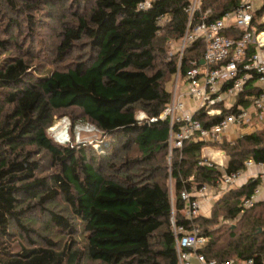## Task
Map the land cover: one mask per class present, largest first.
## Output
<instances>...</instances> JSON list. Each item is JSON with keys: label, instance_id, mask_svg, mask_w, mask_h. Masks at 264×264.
<instances>
[{"label": "trees", "instance_id": "16d2710c", "mask_svg": "<svg viewBox=\"0 0 264 264\" xmlns=\"http://www.w3.org/2000/svg\"><path fill=\"white\" fill-rule=\"evenodd\" d=\"M140 1L0 0V49L10 52L0 62V264H178L172 210L207 237V259L264 263V201L242 205L259 178L220 190L223 173L264 163V128L232 142L187 139L168 152L170 124L160 118L176 72L168 42L182 36L189 0L138 10ZM237 2L203 0L202 9L217 18ZM263 15L264 0L256 32ZM203 50L199 41L185 49L181 75ZM37 54L53 69L32 84L23 78ZM231 110L194 117L209 127ZM64 115L72 127L79 119L98 128L103 152L56 142L47 129ZM206 146L224 151V166L199 163ZM202 185L217 193L209 213L185 220L181 192Z\"/></svg>", "mask_w": 264, "mask_h": 264}, {"label": "built area", "instance_id": "2783aa9c", "mask_svg": "<svg viewBox=\"0 0 264 264\" xmlns=\"http://www.w3.org/2000/svg\"><path fill=\"white\" fill-rule=\"evenodd\" d=\"M154 0H142L137 4L138 10H147ZM262 0H238L236 6L223 12L220 17L211 18L210 8L203 10V0H189L187 5L188 20L182 36L176 41H169L171 54L177 56L176 81L172 90L171 102L160 114L170 124L168 148H179L187 139L205 142H222L230 128H244L256 125L264 120V31L256 32L252 28L254 13ZM264 21V15L261 18ZM202 42L203 55L196 66L189 67L181 75V65L185 49L194 42ZM202 61V62H201ZM179 79L188 82L186 96L199 100L197 110L202 109L208 116L219 115L222 108L232 109L218 123L209 127L194 117L184 105L181 97L176 96V84ZM202 80V81H201ZM247 87L257 89V94H244ZM180 94L179 96H181ZM223 107H222V106ZM143 119L147 117L142 116ZM156 118H151L154 121ZM174 127V128H173ZM256 127V126H255ZM200 164L224 166L221 161L204 159ZM255 163L252 159L245 161V170ZM244 171L223 173L220 190L230 186H239L248 178ZM258 189L243 201L244 207L255 202ZM184 202L181 214L191 221L201 213L204 203L217 196L214 188L202 185L193 192L182 191ZM178 264H218L215 259H207L201 250L207 243V237L195 226L186 228L177 223L172 210L170 216ZM219 264H252V260H224ZM264 264V263H263Z\"/></svg>", "mask_w": 264, "mask_h": 264}, {"label": "rangeland", "instance_id": "374dc122", "mask_svg": "<svg viewBox=\"0 0 264 264\" xmlns=\"http://www.w3.org/2000/svg\"><path fill=\"white\" fill-rule=\"evenodd\" d=\"M10 55V52L4 51L0 49V62L2 61L3 58L7 57ZM167 56L169 59H174L177 62V56L175 54H171V49L169 48L167 51ZM32 60V65L31 68L29 69L28 73L24 76V80L27 82H30L32 84H36L39 82V79L48 75L50 71L53 69V65L50 63L49 60L45 59L41 55H35L31 57ZM176 72L172 76V80L167 84V88L172 91L174 88V83L176 81ZM202 81V80H201ZM188 82H185L183 79H179V81L176 84V96L181 97V100L184 102V105L188 107L191 111L197 110L199 106V100H192L190 97L186 96V92L188 91ZM182 94L181 96H179ZM73 114H76L74 112ZM147 117V115L138 110L136 112V118L138 120L142 119L141 117ZM57 124V125H56ZM60 125V126H59ZM66 127V131L68 132V140L65 142H58L57 138L55 137V134L60 131L63 127ZM264 128V120L258 122V128L254 129H262ZM241 129H235L231 128L230 132H234L236 136L240 134ZM48 134L58 143L63 144V145H70L73 146L75 144H91L93 145L94 149L98 152H103L102 147L100 144V138H102L103 133L96 128L93 124H90L84 120H76L75 124L72 127V119L67 116H54L53 122L50 127L47 129ZM73 133V136H72ZM227 138H230L228 135ZM108 145V143H106ZM210 149L216 150L218 149L217 147L209 146ZM203 151V150H202ZM201 151L202 157H205L203 155H206L207 151ZM168 152L170 153V149L168 148ZM209 153V152H208ZM169 157V154H168ZM206 158V157H205ZM210 160L215 162V160L211 159ZM167 183L169 187H171V180L168 177ZM227 222V221H226ZM227 223H230L229 221Z\"/></svg>", "mask_w": 264, "mask_h": 264}, {"label": "crops", "instance_id": "0c3cea01", "mask_svg": "<svg viewBox=\"0 0 264 264\" xmlns=\"http://www.w3.org/2000/svg\"><path fill=\"white\" fill-rule=\"evenodd\" d=\"M254 124H256V125L244 127V128H235V129H241L240 134L238 136H236L234 134V132L233 133L230 132V129H231L230 128L229 131L224 136V140L222 142H224V141L232 142L242 134L253 132L254 129L258 128V122L257 123L255 122ZM228 135L230 136V138H227ZM217 143H220V142H217ZM202 150L207 151L206 155H203V156L207 157L208 159L210 157L211 159H213L215 161H221L224 164L227 161V156L225 155L224 151L219 149V148L216 150H213V149H210L209 146H206ZM245 172H246L247 176L255 174V175H257V178H259V185L257 187L258 193L256 194L255 202L256 201H264V164H254V165L250 166L249 168H247L245 170ZM213 200L214 199H211V201L204 203V205L202 206V209H201L202 214L207 215L209 213V209H210V206H211Z\"/></svg>", "mask_w": 264, "mask_h": 264}, {"label": "bare ground", "instance_id": "6f19581e", "mask_svg": "<svg viewBox=\"0 0 264 264\" xmlns=\"http://www.w3.org/2000/svg\"><path fill=\"white\" fill-rule=\"evenodd\" d=\"M57 125V124H56ZM60 126V125H59ZM58 142H65L68 139V132L66 131V127L64 126L60 131L55 134Z\"/></svg>", "mask_w": 264, "mask_h": 264}, {"label": "water", "instance_id": "95a60500", "mask_svg": "<svg viewBox=\"0 0 264 264\" xmlns=\"http://www.w3.org/2000/svg\"><path fill=\"white\" fill-rule=\"evenodd\" d=\"M202 62V61H201Z\"/></svg>", "mask_w": 264, "mask_h": 264}]
</instances>
